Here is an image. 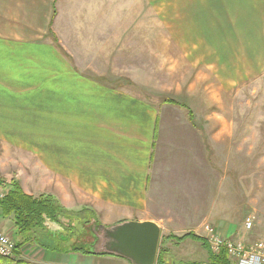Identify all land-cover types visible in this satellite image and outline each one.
<instances>
[{
	"label": "crops",
	"instance_id": "1",
	"mask_svg": "<svg viewBox=\"0 0 264 264\" xmlns=\"http://www.w3.org/2000/svg\"><path fill=\"white\" fill-rule=\"evenodd\" d=\"M55 1L5 2L37 5L31 18L0 12V145L33 151L39 168L31 180L45 183L34 194L18 176L9 179L25 193L47 194L68 210L91 209L105 226L152 221L161 237L192 233L203 239L208 224L218 236L231 239L236 235L230 216L233 179L245 196L248 187L246 128L237 130L232 108L223 103L224 108L215 109V92L206 95L209 82L201 89L200 77L179 87L176 101H153L151 94L136 92L135 85L150 89L145 54L152 31L125 29L121 34L119 14L100 16L116 21L105 28L88 24L98 16L87 13L77 27L71 13L69 43L60 50L48 37ZM175 3L180 37L196 38L209 54H218L222 68L246 69L244 82L264 86V0ZM46 4L50 12L45 13L40 6ZM50 27L58 35L54 20ZM84 53L94 55L88 61ZM113 53L137 54L127 61L143 63L120 65V56L118 62L109 61ZM231 85L228 81L225 87ZM0 230L13 233L11 221L1 215ZM175 244L174 253L181 257L165 256L164 264L208 259L198 241ZM19 259L26 264H131L118 256L59 252L30 243L17 249L13 260Z\"/></svg>",
	"mask_w": 264,
	"mask_h": 264
},
{
	"label": "rangeland",
	"instance_id": "2",
	"mask_svg": "<svg viewBox=\"0 0 264 264\" xmlns=\"http://www.w3.org/2000/svg\"><path fill=\"white\" fill-rule=\"evenodd\" d=\"M6 1L0 0V12H13L19 13L18 15L30 16L35 14V9H37V5H9L5 3ZM40 8H44L45 13L50 12L49 4L40 6ZM71 13L76 16L77 21L75 24L77 27L82 23L79 19L84 18V14L87 13V15L98 16L96 21H88V24H102L105 28H107L105 25H109L112 28V24L115 25L116 21L114 23L108 20L102 21L100 16L110 15L115 18V15L119 14L118 29L121 34L125 29L149 28L152 31L151 50L150 53L145 54L148 56L146 57V72L150 68V75L146 76V82L150 83V89L146 87L145 90L143 84L135 85L133 88L136 89V92L151 94L155 97L153 101L163 99L176 101L178 100L176 98L177 89L183 86L184 88L191 86L200 77L201 89L209 82L208 88H205V94L215 92V109L224 108L223 103L225 107L232 108L233 123L237 130L240 128L243 131L246 128V132L242 134L246 135L248 139V187L245 196L242 194L240 182L233 179V205L230 216L233 225L236 226V235L232 236L231 239L247 243L257 240L264 241V86L255 81L251 82L250 79L244 82L246 80L241 79V74L246 69L222 68L217 63L218 54H209L207 52L208 47L199 45L196 38L193 39L191 36L180 37L181 31H179L178 21H176L178 14L175 0H56L53 11H51L48 30L50 35L48 37L56 43L60 50L61 46L69 43L68 34H71L72 30L69 25L72 24L73 19L72 15L69 17ZM53 20L54 30L58 32V35L51 30L50 26H52ZM120 37L121 40L124 39V35ZM93 55L94 53H84L82 57L90 61ZM108 55L109 61L112 62L114 60L118 62V56H120V65L132 66L143 63V59L135 62L127 61L128 57L137 54L113 53ZM212 55L215 56V63L211 62ZM213 64H215L214 67ZM142 80L143 78L141 80L136 79V81ZM228 81L232 82V85L225 87ZM213 85L215 90H212ZM183 90L185 91V89ZM144 95L148 96L147 94ZM224 98L225 100H223ZM32 153L33 151L27 148L11 149L0 145V182L3 179L18 176L19 182L24 188L37 194L38 190L42 189V187H37L45 182L31 180L32 172L39 168L31 159ZM38 172L39 176L42 177V172ZM19 182L17 181V183ZM4 190L5 188L0 187V192ZM43 190L46 191V187ZM3 197L0 196V199ZM247 216L253 217V223L249 229L244 226V220ZM97 222L102 224L99 220ZM94 223V220L90 219L88 228L92 224L95 225ZM61 224H65V228L70 224L78 234L79 231L84 232L85 230L76 219L68 222L62 219ZM50 225L54 229V234L59 236V226L52 223ZM92 228L98 235L101 234L98 227L92 226ZM0 231L7 234L13 241H17L14 238V233L7 230ZM64 235L68 236L67 233H64ZM169 236L167 234L162 235L158 246V254L160 252L162 257L168 255H176V258L181 257V254L174 253L175 247L173 246L176 245V242L172 238L168 239ZM60 238H64V236ZM88 239H90L89 235L86 237V240ZM203 239L207 240L205 237ZM205 250L207 249L205 248ZM192 259L198 260L194 257L190 258V260ZM230 262L233 264L231 260Z\"/></svg>",
	"mask_w": 264,
	"mask_h": 264
},
{
	"label": "trees",
	"instance_id": "3",
	"mask_svg": "<svg viewBox=\"0 0 264 264\" xmlns=\"http://www.w3.org/2000/svg\"><path fill=\"white\" fill-rule=\"evenodd\" d=\"M0 187L6 190H4V197L0 199V215L3 218H9L11 221L14 238L17 240L16 242L14 241L15 253H17V249L23 243H30L59 252L107 255L104 252H98L100 246L97 245L100 241L92 226L98 227L99 223L97 220L95 221V215L91 210H68L49 195L33 196L25 193L19 183L13 180L3 179L0 182ZM62 219H65L67 222L76 219L79 221V225L85 228L84 232L79 231V234L76 233L70 224L65 228V224H61ZM90 219L94 220L95 225L92 224L88 228ZM51 223L59 226V236L54 234V229L50 225ZM64 233H67L68 236L64 235ZM88 235L90 239L86 240ZM61 236H64V238H60ZM169 238H172L175 242L190 238L201 242L203 247L207 249L208 259L206 262H191L188 264H231L224 248H221L218 253H214L210 249L207 240L199 238L194 234L189 233L180 237L169 236ZM163 258L159 252L155 264H164ZM12 261L15 264H26L20 259L13 260L0 256V263Z\"/></svg>",
	"mask_w": 264,
	"mask_h": 264
},
{
	"label": "water",
	"instance_id": "4",
	"mask_svg": "<svg viewBox=\"0 0 264 264\" xmlns=\"http://www.w3.org/2000/svg\"><path fill=\"white\" fill-rule=\"evenodd\" d=\"M98 252L118 256L131 264H155L161 239L160 227L152 221H124L112 226L98 225Z\"/></svg>",
	"mask_w": 264,
	"mask_h": 264
},
{
	"label": "built area",
	"instance_id": "5",
	"mask_svg": "<svg viewBox=\"0 0 264 264\" xmlns=\"http://www.w3.org/2000/svg\"><path fill=\"white\" fill-rule=\"evenodd\" d=\"M5 192H0L3 197ZM253 217L247 216L244 226L249 229L252 226ZM207 234V242L214 253H218L221 248L227 252L228 258L233 264H264V241L243 242L239 240L227 239L218 236L212 226L204 225ZM0 256L14 259L15 242L5 233L0 231Z\"/></svg>",
	"mask_w": 264,
	"mask_h": 264
},
{
	"label": "flooded vegetation",
	"instance_id": "6",
	"mask_svg": "<svg viewBox=\"0 0 264 264\" xmlns=\"http://www.w3.org/2000/svg\"><path fill=\"white\" fill-rule=\"evenodd\" d=\"M96 235L98 236L97 238H98V239H99V241H100V242L98 243V245H97V246H100V244H101V238H100V235H98V234H96Z\"/></svg>",
	"mask_w": 264,
	"mask_h": 264
}]
</instances>
